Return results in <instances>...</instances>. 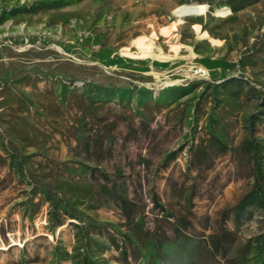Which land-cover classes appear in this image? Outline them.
Here are the masks:
<instances>
[{"label": "rangeland", "instance_id": "obj_1", "mask_svg": "<svg viewBox=\"0 0 264 264\" xmlns=\"http://www.w3.org/2000/svg\"><path fill=\"white\" fill-rule=\"evenodd\" d=\"M256 187L264 0H0V264H264Z\"/></svg>", "mask_w": 264, "mask_h": 264}, {"label": "trees", "instance_id": "obj_2", "mask_svg": "<svg viewBox=\"0 0 264 264\" xmlns=\"http://www.w3.org/2000/svg\"><path fill=\"white\" fill-rule=\"evenodd\" d=\"M257 183V182H256ZM250 198L252 199H256V201L264 206V192L263 189L261 188H253L252 190H250L249 192H247L243 198L241 199V205H243L244 203L248 202L250 200ZM74 217H78V215L73 214ZM62 223V222H59ZM87 264V263H85Z\"/></svg>", "mask_w": 264, "mask_h": 264}, {"label": "built area", "instance_id": "obj_3", "mask_svg": "<svg viewBox=\"0 0 264 264\" xmlns=\"http://www.w3.org/2000/svg\"><path fill=\"white\" fill-rule=\"evenodd\" d=\"M197 71L201 75L202 78L209 77L210 73L206 67H204V66L198 67Z\"/></svg>", "mask_w": 264, "mask_h": 264}]
</instances>
